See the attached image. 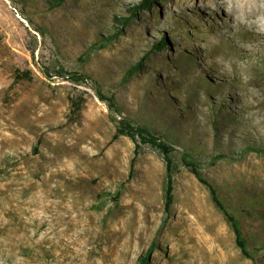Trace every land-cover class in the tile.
I'll return each mask as SVG.
<instances>
[{
    "label": "rangeland",
    "instance_id": "rangeland-1",
    "mask_svg": "<svg viewBox=\"0 0 264 264\" xmlns=\"http://www.w3.org/2000/svg\"><path fill=\"white\" fill-rule=\"evenodd\" d=\"M54 1L0 0V264H137L154 239L150 264H253L180 157L197 156L241 212L251 246L263 242L264 155L212 157L264 145V0H155L105 47L115 17L140 0ZM164 31L170 45L124 83ZM17 68L33 79L12 86ZM73 71L91 80L75 82ZM78 96L86 101L74 115ZM120 116L175 147L162 229L165 160L141 143L131 167L135 141L112 140Z\"/></svg>",
    "mask_w": 264,
    "mask_h": 264
},
{
    "label": "trees",
    "instance_id": "trees-1",
    "mask_svg": "<svg viewBox=\"0 0 264 264\" xmlns=\"http://www.w3.org/2000/svg\"><path fill=\"white\" fill-rule=\"evenodd\" d=\"M66 0H55L52 5L58 6L61 5ZM155 0H140L130 6L127 11L129 15L125 16H116L115 19L120 26H117L112 32H110L106 37H104L103 41L100 43L103 47L109 41L117 38L121 35L124 31L126 24H128L132 17H138L141 12L145 10H149L152 8ZM170 45L167 33L164 31L162 32V38L160 40H156L151 45V49L147 50L145 54L135 62H133L129 68L127 69L125 75L122 78L124 83L128 82L132 77L135 76L138 72L142 71L143 69L147 68L146 61L149 59L151 52H160L163 51ZM71 78L75 82H82L91 80L85 73L79 71L70 72ZM32 80L31 71L30 70H20L17 68L15 70V76L12 86L17 84L21 80ZM97 92L99 97L108 102L109 105L112 107H116L117 101L116 96L112 92L110 95H106L102 92L101 89L97 88ZM86 99L83 96H78L77 98H71L72 104V113L74 115H79L82 111L84 102ZM221 111H223L221 109ZM227 113H230L227 111ZM126 135L130 137L133 141H135V150H134V157L131 160V167L134 166L137 156L139 154V150L141 148V143H146L157 150L164 158L166 163V184H165V201H164V209L166 212V217L163 220V224L161 225V229L164 228L168 222L174 201H175V181L174 176L179 171L180 164L190 170L203 184H205L211 192L212 199L216 207L224 214L227 222L233 229L235 233V241L240 249L242 255L246 258H249L253 261V264H260L258 259V253L261 250H264V241L261 242L259 245L252 247L250 238L247 236L245 232L244 226V219L241 216V212H237L233 210V208L227 204L222 196L220 195L218 188L211 183L207 178L203 176L201 170V162L192 152L188 150H183L181 157H180V164H178L174 157L175 147L174 145L166 139L164 136L156 133L155 131L151 130L148 126L135 124L132 120L127 118L126 116H120L118 118V126L115 133L112 136V140H116L120 138V136ZM249 152H256L259 154L264 155V145L257 144L255 142L247 141L246 145L242 148L241 151L238 152H221L215 154L212 157V163H216L219 160H239L242 159L246 154ZM133 174V170L131 169V175ZM119 196V193H118ZM241 211L246 212L249 216L252 215V212L247 209H241ZM158 248V244L156 239L153 240L151 246L139 257V262L137 264H150L151 255L154 250Z\"/></svg>",
    "mask_w": 264,
    "mask_h": 264
}]
</instances>
